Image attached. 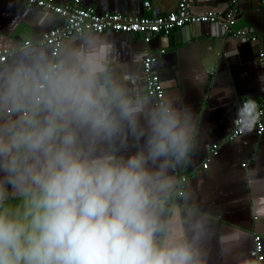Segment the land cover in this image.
<instances>
[{
  "label": "clouds",
  "instance_id": "1",
  "mask_svg": "<svg viewBox=\"0 0 264 264\" xmlns=\"http://www.w3.org/2000/svg\"><path fill=\"white\" fill-rule=\"evenodd\" d=\"M112 62V44L85 35L0 68V264H205V222L164 216L199 135L193 111L136 97ZM257 109L238 108L241 132ZM128 134L138 150L102 147Z\"/></svg>",
  "mask_w": 264,
  "mask_h": 264
},
{
  "label": "crops",
  "instance_id": "2",
  "mask_svg": "<svg viewBox=\"0 0 264 264\" xmlns=\"http://www.w3.org/2000/svg\"><path fill=\"white\" fill-rule=\"evenodd\" d=\"M80 1L100 13L153 17L174 11L179 0ZM189 9L193 14L213 11L221 19L231 10L234 26L246 28L258 42L204 22L176 28L167 36L153 35L147 43L137 34L87 32L64 40L60 50L81 42L85 35L105 38L113 46L112 75L133 95L151 103L155 99L146 96L142 61L146 55L155 57L153 69L163 85V98L190 106L199 132L193 152L171 173L178 183L165 205V218L175 210L176 227L184 230L193 218L205 222V264H253L256 234L261 236L264 264V134L257 135L253 127L251 132L229 138L242 102L264 99V67L257 56L258 48L264 49V4L259 0H194ZM64 23L63 17L22 0H0V49H11L0 68L29 48L50 55L51 47L38 40L45 31ZM31 116L35 118L36 113ZM214 144L217 153L210 155ZM140 146L141 141L128 134L102 147L122 155ZM183 174L187 175L185 182L180 180ZM179 189L182 194L177 193Z\"/></svg>",
  "mask_w": 264,
  "mask_h": 264
},
{
  "label": "built area",
  "instance_id": "3",
  "mask_svg": "<svg viewBox=\"0 0 264 264\" xmlns=\"http://www.w3.org/2000/svg\"><path fill=\"white\" fill-rule=\"evenodd\" d=\"M28 6H35L45 9L65 19V23L61 28H52L45 31L38 40L40 44L49 45L50 55L55 56L64 40L74 36H80L87 32L101 33L104 31H112L116 33H129L142 36V39L147 43L153 35L161 34L167 36L174 29L184 27L190 24H200L204 22H212L218 24L226 32L232 33L236 37L258 42L257 36L252 35L246 28L235 27L234 14L230 10L225 19L219 18L213 11H207L201 14H193L189 6L194 0H179L174 11L167 14L157 16L135 15L128 16L114 12H98L93 6L82 5L80 0H69L59 4L54 0H22ZM264 4V0H259ZM144 6L148 7L149 2L145 1ZM26 45L30 41L25 42ZM11 49H0V63L4 62L10 54ZM164 52V49L160 50ZM257 56L264 67V49L258 48ZM153 55H146L142 61L143 71L145 74L146 96L153 97L155 102L164 96V88L160 77L153 69L155 61ZM258 106L259 118L255 124V132L257 135L264 134V99L255 100ZM247 100L243 101L246 102ZM243 134L238 126V116L234 119L233 128L229 138H234ZM217 153V144L210 148V155ZM208 158L203 163L206 168ZM187 175L183 174L180 178L181 182H185ZM178 194H182L179 189ZM253 264H261L263 260L261 236H254V245L252 250Z\"/></svg>",
  "mask_w": 264,
  "mask_h": 264
}]
</instances>
